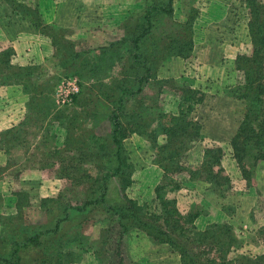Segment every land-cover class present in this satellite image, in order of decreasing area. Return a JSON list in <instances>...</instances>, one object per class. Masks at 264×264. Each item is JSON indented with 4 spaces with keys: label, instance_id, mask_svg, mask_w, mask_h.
<instances>
[{
    "label": "trees",
    "instance_id": "trees-1",
    "mask_svg": "<svg viewBox=\"0 0 264 264\" xmlns=\"http://www.w3.org/2000/svg\"><path fill=\"white\" fill-rule=\"evenodd\" d=\"M3 1L51 39L54 54L43 67H25L13 62V48L0 47V86L18 88L27 96L20 123L0 132V152L7 156L8 166L12 156L21 153L25 169L41 170L66 185L56 197L40 199L39 209L47 221L38 224L23 221L31 194L24 190L13 194L10 208L17 213L0 217V264L78 263L96 245L87 247L91 237L84 227L92 207L108 210L106 227L99 232L100 246L93 249L99 264L112 254L124 264L123 244L133 234L145 235L155 245H168L181 264H264V226L250 234L247 244L228 221L200 231L195 222L203 207L196 198L181 205L178 199L186 181L205 183L206 196L220 199L232 189L222 168L224 148L211 140L204 144L202 125L193 116L206 95L188 83L159 77L168 62L193 56L199 10L193 6L180 23L174 18L176 0H144L138 5L141 10L125 18L120 39L85 48L66 30L48 28L36 6ZM190 2L193 5L194 0ZM239 4L246 14L252 53L224 63L223 83L225 92L243 104L229 143L242 177L251 184L257 166L264 163V4L259 0H239ZM169 20L175 28L170 33L162 28ZM54 32L65 34L58 39ZM61 77L78 78L81 91L72 106L57 110L53 94ZM170 97L175 98V112ZM104 124L108 131H99ZM59 128L65 132L62 139ZM132 135L149 143V161L162 173L154 198L142 205L127 195L135 184V168L125 145ZM194 152H200L197 166L189 160ZM21 174L18 171L16 176ZM112 178L120 179L125 208L106 205ZM125 210L131 223L121 216ZM225 210L233 212L229 206ZM115 230L118 238L111 254L105 251L109 239L104 236ZM250 244L258 249L242 252Z\"/></svg>",
    "mask_w": 264,
    "mask_h": 264
},
{
    "label": "crops",
    "instance_id": "crops-1",
    "mask_svg": "<svg viewBox=\"0 0 264 264\" xmlns=\"http://www.w3.org/2000/svg\"><path fill=\"white\" fill-rule=\"evenodd\" d=\"M19 1L26 5L36 6L40 10L44 22L49 26L55 24L64 30L78 31L77 37L82 39V47L85 45V40L95 47L107 44L108 40L120 39L123 36L122 23L130 13L138 9L140 4L139 0H116L115 2L106 0H36L35 3H29V0ZM197 7L199 8V17L195 23L193 57L189 60L177 59L175 62L179 63L178 69L184 75L181 79L190 85L196 84L197 88L202 89L205 95L209 96L211 93L205 85L217 87L220 97L216 98V94H213L215 97L206 98L203 104L197 106L194 118L202 125L204 144L214 141L212 143L224 148L226 146L227 153L231 154L232 149L229 142L242 118L243 104L223 95L224 63L235 60L239 55L252 53L246 14L244 8L239 4V0H198ZM237 10L239 11L238 18L236 17ZM22 16L13 13L6 2H0V47L13 48L15 52L13 62L19 66L43 67L54 54L52 41L49 37L41 34V31L35 28L29 19ZM109 25H112L114 30H108ZM189 61H192L191 63L194 65L197 62L198 74L195 72V75H189V65H192L188 64ZM169 68L170 66L167 71L170 70ZM0 92L3 93L0 95V132H2L19 124L23 119L26 114L27 96L20 89L14 87L2 86ZM216 109H219L218 112ZM222 165L226 174L232 179L231 194L228 197L220 199L216 196H206V193L203 192L204 189L199 191L198 188H195V183L185 182L188 179L186 177L183 180L185 190L180 192V205L194 201L196 198L195 200L205 210L197 219V223L198 221L199 223L206 221L207 224L227 221L234 223L233 220L241 217L243 219L241 228L244 231L264 226V223L259 224V221L264 222V209L255 213L253 218V207H255L256 201L264 198V174H256L257 177H254L251 184H248L242 177L233 155L228 161H222ZM259 168L264 169V163L257 166V171ZM212 202L213 204H211ZM225 206H232L233 212H227ZM245 233L243 232L244 235H246ZM245 250H252V244L245 245ZM254 251L256 250L254 249ZM169 255L171 254L169 253ZM163 261L164 264L170 263L171 258L167 257Z\"/></svg>",
    "mask_w": 264,
    "mask_h": 264
},
{
    "label": "rangeland",
    "instance_id": "rangeland-1",
    "mask_svg": "<svg viewBox=\"0 0 264 264\" xmlns=\"http://www.w3.org/2000/svg\"><path fill=\"white\" fill-rule=\"evenodd\" d=\"M35 1L36 0H29V3H35ZM106 1L107 2H111V1L115 2L116 0H106ZM190 1L191 0H176V2L174 3V11H175L174 18L177 21H179L180 23L184 22L186 20V12L191 10L193 6L199 10V8L197 7V1L198 0L197 1L194 0L193 5ZM259 1L264 4V0H259ZM0 2H5V1L0 0ZM139 2L141 4L140 6H142V4H144V0H139ZM29 5H32V4H29ZM138 9H140V7H138ZM37 10L40 12L39 9H37ZM2 11H4V10H2ZM237 12L238 13H236V17L238 18L239 11L237 10ZM198 17H199V15H198ZM198 17H197V19H198ZM197 19H196V21H197ZM196 21H195V23H196ZM109 26L110 27L108 30H110V31L114 30V28H112L113 27L112 25H109ZM47 27L53 29L52 31L61 29V28L57 27L55 24H52L50 26L47 24ZM86 28L87 27L85 25V29ZM162 28H163V30H165L169 33L172 32L173 30L175 31V28L173 27L172 20L167 21ZM77 32L72 31V30L71 31L66 30V35L67 34L69 36L72 35V40H74L76 42L78 41V43H81L82 39H79L77 37L78 36ZM60 33L54 32V34H56V37H58V39L65 34L64 33L63 35H61ZM194 40H195V24H194ZM66 42L67 41L65 40V43ZM108 42H110V40H108ZM84 44H85L84 45L85 48H90V46L92 48L100 46V45H97V46L93 47L86 40H85ZM80 46H82V44ZM194 48H195V41H194ZM194 48H193V52H194ZM78 49H80V47H78ZM175 60H177V59H173L172 61L168 62L167 64H165L163 66L159 77L161 79H165V80H169V81L175 80L176 82L181 83V84L182 83H188L187 81H184V79H181V77H183L184 75H182V72L178 69L180 65H179V63H176ZM48 61H47V63H49ZM189 62H188V64H192V65H189V69H190L189 75L193 76V75H195V72L198 74L197 62L195 63V65L193 63H191L192 61H189ZM16 65H18V64H16ZM169 66H170V68H169L170 70L167 71V68ZM50 73H51V75H53V74H55V71H51ZM224 77H225V73H224ZM224 77H223V80H224ZM68 78H76V77H61L59 82L57 83L56 88H55V92L53 94V99H54V104H55V107L57 110L63 108V107H59L56 104V101H57V95L56 94H57L58 87L64 79H68ZM76 79L78 80V82L80 84V91H81V81L78 78H76ZM212 83L214 84V82H212ZM223 85H224V83H223ZM190 86L197 88L196 84L195 85L191 84ZM1 87L2 86H0V88ZM205 87L209 88L211 91L209 96L206 94L207 96L205 97V99L209 98V97H215V95H213V94H216V98L220 97L219 96L220 92L218 91L217 87H215V85H208V86L205 85ZM197 89H200V88H197ZM2 94L3 93L0 92V95H2ZM223 95L231 98L232 100L234 99V98L230 97L227 94V92H225V89L223 91ZM10 96H11V93H10ZM169 100H170L171 105L173 106V110L175 112L177 109L175 102H174L175 98L170 97ZM234 100H236V99H234ZM73 104H74V101L70 105L64 106V108L70 107ZM7 106L9 107L8 104H7ZM196 110H197V108L195 109L194 112H196ZM217 110H219V109H216V111ZM193 116H194V113H193ZM99 131H101V132L108 131V129L106 128V124H104L102 127H100ZM57 132L61 136V139H62L64 134H65L64 130L59 128V129H57ZM125 145H126V149H127L128 154H129V157L131 159L130 160L131 164L135 168V173H134L135 184L127 190V195L129 196L130 199L138 201V203L140 205H142L144 203H149L154 198L153 197V195H154L153 190H154L155 185L158 183L160 177L162 176L161 170L158 167L151 165V163L149 161V155H150V148L151 147L145 139H143L137 135H132L131 137L126 139ZM225 148H226V146H225ZM225 148H224L225 156L223 158V161H228L229 159H231V155H233V154L232 153L228 154L227 150ZM199 153L200 152L191 153L189 160H190V163L192 165L197 166L198 159L200 158ZM12 158H14V161L12 162L11 165L8 166L7 156L4 155L3 152H0V195L3 197V199L0 200V217L1 216H9V215L11 216V215H14L17 213L16 210H13L10 208L15 203V201H14L15 197H13V194L16 191L24 190V191L29 192L31 194L32 199L30 198L31 205L29 207H27L26 209H24V211H23V217H24L23 221L28 223V224H38L40 222H46L47 217L42 215L41 210L39 209V201L41 198L56 197L61 192V188L65 187V185H66L65 182L61 181V180H57V178L53 179V177H51L52 176L51 174L48 175L47 173H43V171H41V170L25 169L24 168L25 159H22L21 153L13 155ZM233 159L235 160L234 157H233ZM222 168H223V165H222ZM18 171L22 172L20 177L16 176V173H18ZM256 174L257 175H263L264 169L259 168V170L257 171V168H256L255 175H254L255 178L257 177ZM228 177L230 178V176H228ZM138 180H140V181H138ZM230 181L232 183L231 178H230ZM204 184L205 183L199 181V182L195 183L194 185L196 186L195 188H198L199 191H202L204 189L203 192L205 194L206 187ZM224 194L226 197H228L231 194L230 190L225 192ZM195 195H197V194L195 193ZM178 199H180V195H179ZM105 200H106V205L109 208H111V207L112 208H125L126 202L124 199V194L122 193V190H121V182H120L119 178L110 179V181L108 183V190H107V195H106ZM180 201H181V199H180ZM211 204H213V202ZM229 207L232 208V206H229ZM253 208H254V212H253V218H254L255 213H259V211H263V209H264V198L261 200H257L255 207H253ZM255 210H256V212H255ZM107 212H108L107 207H92V208H90V212L85 216V219L89 220V223L88 224L86 223L84 226L85 231L87 232L88 236L91 237V238H89L90 241H89L87 247H89L93 244H96V245L93 246L92 249L89 248L90 250L88 251V253H85L81 257L80 261L78 263H75V264H99V262L97 261L95 255L93 253V251H94L93 249H96V248L98 249L100 246L101 238L99 237V232H100V229L102 227H104V226L106 227L104 222L106 220V217L108 216ZM121 216L122 217H128V216H130V214L127 210H125L121 214ZM121 216H118V218ZM114 217L111 218V220H113V222H116V219ZM128 220H129V217H128ZM233 221H234V223H231V224L235 225V226L232 225L235 229V233L239 237L241 236V239L243 241H245L246 244L248 241H251L250 238H248V237H250V235H247V234L252 232L251 235H254V232L260 228V227H254L252 229L253 231L252 230L250 231L248 229H245L246 231H244V229L241 228V226L243 225V219H241V217L238 219H235ZM129 222L131 223V218H130ZM217 223H221V222H217ZM262 223H264V222L259 221V224H262ZM206 224H207L206 221H200V223H199V221H198V223L195 222L196 227L200 231H204L206 229V227L210 224H213V222L210 224H207V225ZM110 226H113V224H111ZM240 228L242 230V233H241ZM243 232L244 233L246 232L245 233L246 235H244ZM246 236H247V238H245ZM106 237L109 239V241H108L109 243H108V245L105 246V251L111 252V254H112V252H113L112 250L114 248H116L115 241L118 238V231L117 230L111 231L108 233V235L104 236V238H106ZM252 248L255 250L258 249L257 246L253 245V244H252ZM123 251H124V253H123V258H124L123 263L124 264H164L163 260H165V258H167V257L171 258V261H170V263H166V264H181L179 255L177 253L173 252V250L168 245L161 246V245L152 244L149 241L148 237H146L145 235H141L138 238H135V234H133L131 238H128V239L126 238L125 242L123 244ZM243 251L244 250H242V252ZM253 252H255V251H253ZM169 253L171 255H169ZM112 255H114V254H112ZM112 255H110L108 258L106 257V262H104V264H119L118 260L120 258L116 257V255L115 256H112Z\"/></svg>",
    "mask_w": 264,
    "mask_h": 264
},
{
    "label": "built area",
    "instance_id": "built-area-1",
    "mask_svg": "<svg viewBox=\"0 0 264 264\" xmlns=\"http://www.w3.org/2000/svg\"><path fill=\"white\" fill-rule=\"evenodd\" d=\"M80 93V84L76 78L64 79L57 90V101L56 104L59 107L70 105L75 96Z\"/></svg>",
    "mask_w": 264,
    "mask_h": 264
}]
</instances>
